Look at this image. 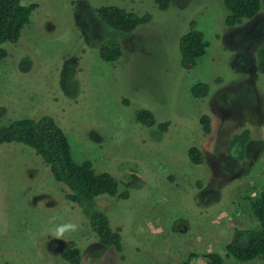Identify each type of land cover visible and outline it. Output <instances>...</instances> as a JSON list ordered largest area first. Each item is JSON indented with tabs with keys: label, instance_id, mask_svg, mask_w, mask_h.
I'll list each match as a JSON object with an SVG mask.
<instances>
[{
	"label": "rangeland",
	"instance_id": "rangeland-1",
	"mask_svg": "<svg viewBox=\"0 0 264 264\" xmlns=\"http://www.w3.org/2000/svg\"><path fill=\"white\" fill-rule=\"evenodd\" d=\"M37 2L19 40L4 44L0 105L7 112L0 124L53 116L74 159L91 160L118 180V193L130 194H101L93 206H76L32 147L0 144V264H71L62 257L70 240L81 249L80 264H199L190 253L209 252L221 253L224 264H261L238 261L226 247L235 229L260 225L248 195L264 188V75L257 58L264 0L254 18L234 27L225 23L224 0H172L167 10L154 0ZM103 5L149 12L152 20L122 33L101 20L96 9ZM192 21L209 46L186 68L180 38ZM108 38L123 46L115 62L99 54ZM24 57L32 60L28 71L20 68ZM200 82L209 85L204 98L191 92ZM140 108L170 121L168 130L138 122ZM245 128L251 140L239 159L229 140ZM193 145L203 151L200 165L190 161ZM94 209L121 228L122 252L92 230ZM67 222L78 231L54 238V226Z\"/></svg>",
	"mask_w": 264,
	"mask_h": 264
},
{
	"label": "trees",
	"instance_id": "trees-1",
	"mask_svg": "<svg viewBox=\"0 0 264 264\" xmlns=\"http://www.w3.org/2000/svg\"><path fill=\"white\" fill-rule=\"evenodd\" d=\"M171 1L154 0L160 10H167ZM224 5L227 9L225 23L228 27H234L246 19L254 18L262 9L263 0H224ZM38 6L37 0H23V4L21 0H0V61L9 54L4 44L19 40L22 30L30 22L31 15ZM96 10L107 26L122 33L133 32L138 26L152 20L149 12L139 14L116 5H103ZM208 46L209 42L205 39L204 32L196 28L195 22L192 21L190 29L180 38L182 65L186 68L196 65ZM99 54L105 61L115 62L123 55L122 43L116 38H108L100 45ZM257 58L258 69L264 75V44L258 48ZM31 67V58H22L20 68L28 71ZM208 91L209 85L204 82L197 83L191 88L192 94L197 98H204ZM125 101L128 102L127 99ZM6 112V107L0 105V120ZM136 119L141 124L157 127L162 132L167 131L171 124L170 121L159 122L155 113L147 108L138 109ZM201 122L204 132L209 133L210 117L203 115ZM250 140L249 128L234 134L229 140L232 154L239 159L245 158ZM10 142H20L32 147L49 165L54 178L66 185L65 198L76 206H93L94 199L101 194L129 197L128 190L118 193L119 182L109 172L96 171L89 159L83 162L74 159L69 138L53 116L20 118L12 120L7 125L0 124V144ZM188 155L190 161L196 165L204 161L203 151L196 145L189 148ZM248 202L260 225L235 229L233 238L226 247L227 255L242 262L261 261V264H264V188L257 195H248ZM90 225L104 246L123 251L121 228L113 227L105 212L94 209L90 215ZM62 257L71 264H80L82 252L75 242L70 240L62 251ZM190 257L201 258L199 264L225 263L223 255L219 252L204 255L190 253Z\"/></svg>",
	"mask_w": 264,
	"mask_h": 264
},
{
	"label": "clouds",
	"instance_id": "clouds-1",
	"mask_svg": "<svg viewBox=\"0 0 264 264\" xmlns=\"http://www.w3.org/2000/svg\"><path fill=\"white\" fill-rule=\"evenodd\" d=\"M21 3L23 4V0H21ZM55 220H56V217L53 216L49 219V223L52 224ZM78 229H79V225L73 222L58 224V225H55L52 230L53 237L63 240L65 233H74L78 231Z\"/></svg>",
	"mask_w": 264,
	"mask_h": 264
}]
</instances>
